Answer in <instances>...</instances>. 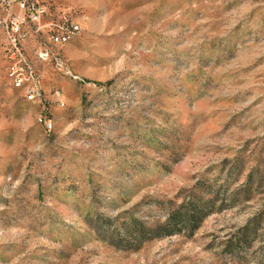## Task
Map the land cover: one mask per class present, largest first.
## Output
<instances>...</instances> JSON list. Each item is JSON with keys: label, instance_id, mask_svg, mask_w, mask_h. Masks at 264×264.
Segmentation results:
<instances>
[{"label": "rangeland", "instance_id": "rangeland-1", "mask_svg": "<svg viewBox=\"0 0 264 264\" xmlns=\"http://www.w3.org/2000/svg\"><path fill=\"white\" fill-rule=\"evenodd\" d=\"M44 1L79 81L28 102L0 33V264H264V0Z\"/></svg>", "mask_w": 264, "mask_h": 264}, {"label": "built area", "instance_id": "built-area-1", "mask_svg": "<svg viewBox=\"0 0 264 264\" xmlns=\"http://www.w3.org/2000/svg\"><path fill=\"white\" fill-rule=\"evenodd\" d=\"M24 24H32V29L38 31L42 43L41 53H33L31 45L23 47L17 43V33L25 34ZM55 29L64 30L63 40L54 39ZM0 33L6 39L7 71L9 67L16 66V60H25V67L20 68V75L32 76V68L38 64V57H49L53 69L64 75H74L63 50L66 40L69 37H79L82 29L73 26L69 11H55L44 0H0ZM17 90L21 91L24 97L35 99L38 103L46 101L42 80L33 78L30 86L18 85ZM40 121L47 130H52L49 121H44V117L41 116Z\"/></svg>", "mask_w": 264, "mask_h": 264}, {"label": "bare ground", "instance_id": "bare-ground-1", "mask_svg": "<svg viewBox=\"0 0 264 264\" xmlns=\"http://www.w3.org/2000/svg\"><path fill=\"white\" fill-rule=\"evenodd\" d=\"M71 21H73V26L80 27L79 23L75 20L74 16L71 14ZM24 33H17V43L19 45H23V47H30L33 53H41L42 51V43L40 39V35L37 30L32 29V24H24ZM64 38V30L55 29L54 30V39L55 40H63ZM77 37H69L66 40V46L73 42ZM50 65L49 57H38V64ZM25 67V60H16V66L9 67L7 71V78L11 87L17 89V86H30V83H33V78L35 80H41L40 71L37 68V65H34L32 68V76L20 75V68ZM64 75V74H63ZM69 77L70 79H76L74 75H64ZM18 77V78H15ZM79 81V80H78ZM77 82V81H76ZM79 83V82H78ZM82 83V82H81ZM28 102L41 104L35 101V99L24 97ZM40 121V118H39ZM44 121H48L44 118ZM42 123V121H40ZM49 125L51 128L53 127L51 122L49 121Z\"/></svg>", "mask_w": 264, "mask_h": 264}, {"label": "trees", "instance_id": "trees-1", "mask_svg": "<svg viewBox=\"0 0 264 264\" xmlns=\"http://www.w3.org/2000/svg\"><path fill=\"white\" fill-rule=\"evenodd\" d=\"M201 217L202 216L200 215V212H198L197 210L192 211V214L189 216L188 220H183L181 219V217H176L172 223L173 227H161V229H159L158 234L162 236L171 235L173 232H175L173 230H176V232H180L183 228H186L187 226L188 228H190V233H193V231L196 229L197 225L201 221ZM171 228H173V230H171ZM135 229L139 232V238L141 240L147 239L151 234L149 231H146L145 229L141 228L140 224L138 223L135 224Z\"/></svg>", "mask_w": 264, "mask_h": 264}]
</instances>
